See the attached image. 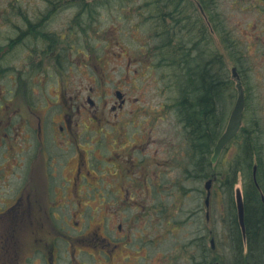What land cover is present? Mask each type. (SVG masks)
I'll use <instances>...</instances> for the list:
<instances>
[{"label": "rangeland", "instance_id": "obj_1", "mask_svg": "<svg viewBox=\"0 0 264 264\" xmlns=\"http://www.w3.org/2000/svg\"><path fill=\"white\" fill-rule=\"evenodd\" d=\"M144 2V0L132 1L133 14H126L121 10L124 4L120 0H111L110 3L106 4L101 3L98 17L100 26L99 50L97 49L91 53L85 52L87 55H79L84 60L93 56L92 59L90 57L93 63H74L73 66L70 63L71 66L68 71L70 82L65 84L68 91L66 97L63 100H58L56 97L58 93L52 94L48 90L46 96H43L38 91L36 100L41 107L36 108L35 113L40 115L41 108L44 107L45 110L50 102L54 106L47 112L48 115L44 117V120L48 119L47 122L52 123L54 119L57 122L60 119L57 113L61 111V104H63L68 108V117L72 119L73 124L87 125L89 129H97V121H93V112L82 108L84 102L87 104L86 98L90 95L91 89L94 88V93H91L92 99L100 106L97 117L99 120L102 119L101 123L105 126L106 136H96L94 132H91L81 138L80 144L82 146L89 145L94 149L89 153V156L101 155L104 159L110 158L116 150H122L124 142L110 135L111 125L116 120L111 108L113 99L99 96V94L103 91L114 92L117 87H120L127 94L128 106L124 111L131 109V111L136 112V116L132 118L129 115H124L122 123H147L153 133V139L156 140V144H153V142L150 144V141L145 142L147 148L142 150L143 142L133 141L129 135L133 145L132 156L136 160L143 159L146 165L151 164L148 167L150 171H154L157 157L159 161L164 159L167 163L166 170H164L166 171L164 177L165 192L163 195L151 193L145 195L141 191V195H137L136 192L139 190L132 185L131 192L136 195L130 200L132 207L125 210L113 206L117 202L116 195L109 194L107 196L109 205L103 206L98 203L101 202L98 194L95 195L96 197L94 196L95 203L93 204L91 201L94 198L89 197L87 194L91 193L86 192V201L83 203L86 209H77L76 205L79 199L77 193L75 194L69 187L68 194H62L60 186L64 184V181L57 179L53 183L54 189L50 190L51 195L48 196V203L56 206L55 214L58 219L62 218V220L57 221L46 208L35 212L36 217L33 219H26L24 223H20L17 231L20 252L21 250L24 252L35 251L40 246L38 240L45 231H48V241L51 245L53 236L62 235V264H70L71 260L73 262L79 260L81 264H115L108 257L110 256L109 247L104 246L109 240L108 238L119 235V224L123 225L125 232L126 229L132 227L131 236L127 240L126 246L127 254L133 253L130 256L129 264H139L140 262V264H170L172 258L174 264H190L187 258L191 256V253L188 255L185 248L190 246L199 234L204 233L216 237L217 251L220 250L222 253L228 248V230L225 221L228 215L225 212L226 196L223 190H220L221 192L218 190L216 182L211 197V207L207 209L205 206L206 181H186L184 178L185 173L180 165L186 156V144L182 135V127L177 123L174 113H169L163 107L165 102L175 99V94L169 93L165 87L166 77L169 75L166 70L167 66L164 67L163 63H160L162 60L155 55L156 52L150 53V49L156 48L158 42L151 40L152 31L144 30L140 26V7L144 5ZM220 10L227 20L231 34L242 43L241 51L244 52L240 62H232L229 59L228 51H223L230 76L233 77V69L237 68L246 92L247 107L244 116V128L255 125L256 120H259L258 122H261V126L264 128V14L237 9L228 0L221 1ZM208 32L210 33L209 27ZM213 37L219 44L217 35L214 34ZM217 43V49L221 51L222 48ZM220 53L222 54V52ZM175 57L179 60L177 54ZM70 59H77L76 53H71ZM129 60L134 63L130 74V69L125 70L124 68L125 63H129ZM153 63H160V67L154 68L151 72H146L145 67H152ZM235 63L240 64L236 66ZM136 70L139 71L138 74L135 73ZM144 74L145 77H143ZM96 75L101 76L103 84L100 87L94 80ZM110 77L112 82L104 84L105 80L109 81ZM122 77L127 80V83H120ZM52 83H55V81ZM236 86L237 82L234 80L232 86L234 99L232 102L228 101L226 103L228 112L230 111L227 122L238 96ZM51 91L55 92L56 90L52 88ZM77 95L78 99L76 98ZM54 101H57L58 104H55ZM105 103L108 105L105 106ZM79 107L82 109L79 110ZM87 109H91V107L89 106ZM43 113L44 111H42ZM8 119L14 122L16 127L23 125L24 121L18 115L0 117V203L6 201L8 184L18 183L15 175H10L12 162L16 161L12 157L17 158L16 155L27 156L31 144V142H27L22 138L17 139V129L15 131H5V123ZM3 121L5 122L3 123ZM6 134H8L7 137L4 136ZM89 140H93L94 143H89ZM97 140L102 143H96ZM35 144L34 142L33 145ZM70 144L69 142V152L74 155L75 150ZM235 146L236 143L233 140L221 155L218 164H220V167L223 166V169L233 159L231 153ZM4 156L10 159L5 160ZM83 156L86 157V154L84 153ZM154 156L155 159L153 160ZM170 161H174V163H170ZM94 162L97 163L96 159H94ZM73 166L75 167L76 164ZM100 166L103 167V164ZM3 168H6L5 171L1 170ZM109 172L110 166L104 169L102 176H109ZM64 176L70 181L73 179V172L69 169ZM136 177L134 174L129 181L132 183ZM105 182L107 184L108 180L106 179ZM182 183L190 188L191 192L186 194L182 202L179 203ZM238 188L243 192L242 182H239ZM45 197L47 196H40V199H44L42 201L46 202ZM25 200V204H28V197H25ZM140 201L144 202V207L138 205ZM157 203L164 205L162 211L157 210ZM171 204L176 205L178 210H175ZM60 205H63V207L61 208ZM220 207L223 209L222 212ZM115 208H117L116 211ZM192 212L196 214V217L200 216L203 219L200 222L194 220L195 222L182 224V220H186L187 215ZM208 212L210 220H206ZM173 220L177 222L174 227ZM12 223L8 221L5 227H9ZM66 237L69 243L64 241L67 240ZM97 247H99V250L104 248L108 256L102 252L98 253L95 249ZM88 252L94 253L95 259L90 257L87 254ZM138 256H145V259L138 261L135 259Z\"/></svg>", "mask_w": 264, "mask_h": 264}, {"label": "flooded vegetation", "instance_id": "obj_2", "mask_svg": "<svg viewBox=\"0 0 264 264\" xmlns=\"http://www.w3.org/2000/svg\"><path fill=\"white\" fill-rule=\"evenodd\" d=\"M110 2L111 0L103 2L101 0H0V117L21 116L24 120L23 125L16 127L14 122L8 119L5 123V131L17 129V139L22 138L32 144L29 145L27 156L12 157L16 161L12 162L10 175H15L18 183L8 184L6 201L0 203V264H62V235L53 236L51 245L48 241L49 232L45 231L38 240L40 246L32 252L22 250L20 252L17 237L19 224L24 223L26 219L31 220L36 217L34 213L37 211L47 208L52 217L54 215L57 221L62 220L55 214L56 206L48 203L50 190L54 189L53 183L57 179L64 181V184L60 186L62 194H68L69 187L71 191L77 193L79 197L77 209H86L83 205L86 201V192L91 193L87 195L92 198L98 194L101 201L98 203L103 206L108 204L109 194L116 195L117 202L113 206L124 210L132 207L130 200L136 195L131 192L132 185L139 190L136 192L137 195H141V191L145 195L150 193L163 195L165 192L166 171L164 170L167 163L164 159L159 161L157 157L154 171H150L148 167L151 164L146 165L143 159L136 160L132 156L133 145L129 135L133 141L143 142L142 150L147 148L145 142L150 141V144L152 142L156 144V140L153 139V133L147 123H122L124 115L132 118L136 116V112L131 109L124 111L128 106L127 94L120 87H117L114 92L103 91L99 94V96L113 99L111 108L116 120L111 125L110 135L124 142L122 150H116L110 158L104 159L101 155L89 156L94 149L89 145L80 144L81 138L91 132H94L96 136H106L105 126L101 123L102 119L99 120L97 117L100 106L92 99L94 88L86 98L88 106L84 102L82 108L93 112V121H97V129H89L87 125L73 124L72 119L68 117V108L63 104H61V111L57 113L60 118L57 122L54 119L52 123H48V119L44 120V117L48 115L47 112L54 106L50 102L45 110L44 107L41 108L44 111L43 114L42 111L40 115L35 113L36 108L41 107L36 100L38 91L43 96H46L48 90L52 94L58 93L56 96L58 100L66 97L68 91L65 84L70 82L68 79L70 63L72 66L74 63H93L91 59L84 60L79 55L83 56L86 55L85 52L99 50L100 6L101 3ZM131 9V1L121 8L126 14H131ZM208 27L211 34V25L208 24ZM71 53H76L77 59H70ZM131 62L129 60V63L124 65L125 70L130 69L129 74L134 64ZM145 68L146 72L154 70V66ZM138 72V70L135 71L136 74ZM94 80L99 87L102 86L101 76L96 75ZM54 81L55 83H52ZM110 82H112L111 77L109 81L105 80L104 84ZM124 82L127 83V80L122 77L120 83ZM52 88L56 91L52 92ZM76 98L78 99V95ZM54 102L58 104L57 101ZM107 105L105 103V106ZM89 106L91 109H87ZM4 136L7 137L8 134ZM34 142L35 145H33ZM69 142L75 150L74 155L69 152ZM89 143L94 142L89 140ZM96 143L102 142L97 140ZM84 153L86 157L83 156ZM173 156L175 157L174 153ZM4 158L10 159L5 156ZM171 162L174 163V161ZM74 164H76L75 167ZM102 164L103 167L100 166ZM108 166H110L109 176H102L104 169ZM5 169L1 170L5 171ZM69 169L73 172V179L70 181L64 176ZM134 174L137 177L131 183L129 179ZM12 195L14 197L10 198ZM40 196H47L46 202H43L44 199L41 200ZM25 197H28V204H25ZM91 202L94 204L95 198ZM138 205L144 207L145 204L140 201ZM60 207L62 208L63 205ZM156 208L162 211L164 205L157 203ZM8 221L13 223L6 228L5 224ZM176 224L177 222L173 220V227ZM131 228L126 229L125 232L123 225L119 224V235L108 238L104 247H109L110 256L104 248L95 249L98 253L107 255L112 263L129 264L133 253L127 254L126 246L131 236ZM66 239L64 241L69 243L67 237ZM87 254L95 259L94 253ZM135 259L140 261L145 259V256H138ZM187 259L190 262V257ZM70 264H81V262L71 260ZM170 264H174L173 258Z\"/></svg>", "mask_w": 264, "mask_h": 264}, {"label": "trees", "instance_id": "obj_3", "mask_svg": "<svg viewBox=\"0 0 264 264\" xmlns=\"http://www.w3.org/2000/svg\"><path fill=\"white\" fill-rule=\"evenodd\" d=\"M133 1L137 2L138 0ZM144 1V5L140 7V26L144 30H148L149 32L152 31V41L158 42L160 40V44H157L156 48L150 49V53L156 52L155 55L159 56L162 60L159 62L163 63L164 67L167 66L166 70L169 75L166 77L165 87L169 93L175 94V99L165 102L163 107L166 108L169 113H174L177 123L182 127V135L185 142L187 141L186 138L190 136V134H188V126L190 125L194 129L195 136L198 137L197 141L199 143H205L208 148L207 145L214 140L215 144L211 150L213 154L214 147L218 142V140L216 141L217 133L224 122L221 118V116L224 115L226 105L224 93L225 90L232 88L234 84L223 51H228L229 59L232 62H240V58H242V54L244 53L241 51L242 43L233 37L229 31L230 28L226 22L227 20L220 10L222 0H199L206 13L212 17L213 31L219 38V44L214 37L212 38L214 34H209L205 19L194 1L157 0L165 6L164 8L158 7L159 9L154 8L155 0ZM228 1L237 9L256 11L260 14H264V0ZM146 10L148 11L147 16L144 15ZM131 11V14H133V3ZM199 29L204 31L209 37V46L194 41L195 32ZM216 43L222 48L220 49L221 51L217 49ZM200 51L202 53L206 51L211 53L213 63H195L199 60L196 56ZM220 52H222V54ZM176 54L179 56V60L176 59ZM160 63H153L154 68L160 67ZM238 64L240 63H235L236 66ZM239 68L241 69L240 66ZM192 102H195V104L192 105ZM183 104L185 106H183ZM187 104L189 105L188 107ZM195 111L204 114L199 115L194 113ZM258 121L259 120H256L255 125L262 127L261 122ZM251 126L243 128V130H249ZM251 139L250 137L249 139L243 140L246 148L245 155H253L254 149L258 146V143L262 146V150L264 151V143H260V141L257 140L258 143L254 145ZM263 151L259 153V158H262ZM188 155L189 150L187 147L186 156L183 158L182 163H184ZM196 164V169L191 171L193 180L196 182H204L203 180H205L206 177H201V174L203 172L205 174L206 170L202 171L204 167L198 163ZM256 165L258 167V172L255 180L254 167ZM209 167L212 169L213 167L219 168L220 164L215 165L210 157ZM227 169L229 178L226 180H220L218 178L216 182L218 186H222L223 188V193L226 196L225 204L232 206V210L227 214L228 216L225 219L229 235V253L235 252L239 256L242 254L244 240L238 225L236 198L237 185L242 181L244 205L247 208L246 222L247 235L249 236L248 245L250 254L254 256L252 259L251 257L243 259L244 261H241L239 264H264V203L262 202L259 192L261 188L264 190V182L261 179L262 174H264V162L255 164L249 157L243 161L232 159L229 161ZM240 169L242 171L241 176L238 175ZM183 170L186 176L185 180L191 181L188 179L190 174L189 169L185 166ZM196 175L199 177H194ZM183 189L185 193L182 192L181 195H179V203L182 202L186 194L191 192L190 188L182 183L181 190ZM203 192L205 193V191ZM171 205L174 206L176 210L177 206L174 204ZM204 249L206 248L202 250ZM199 259H202V257ZM195 260L191 261L190 264L202 263L203 260L207 261L208 258H203L200 260L201 262L197 261L194 263ZM211 260L214 261V259Z\"/></svg>", "mask_w": 264, "mask_h": 264}, {"label": "bare ground", "instance_id": "obj_4", "mask_svg": "<svg viewBox=\"0 0 264 264\" xmlns=\"http://www.w3.org/2000/svg\"><path fill=\"white\" fill-rule=\"evenodd\" d=\"M124 5H126L129 1H133V0H120ZM164 8L165 6L163 5V3H159V1L155 0L154 1V8ZM148 15V11L146 10L145 12V16ZM206 26L208 27V24L211 25V28H213V23H212V17L207 14V19L205 21ZM194 41L195 42H201L203 45L205 46H209L210 41H209V37L207 36V34L204 31H201L200 29L197 30V32H195V37H194ZM160 44V40L158 41V45ZM179 49V48H178ZM197 59H199L198 61H196L195 63H213L212 58H211V53L209 52H204L202 53L201 51L198 53V55L196 56ZM224 99H225V103L232 102L234 99L233 96V91L232 88H229L227 90H225L224 93ZM236 102V101H235ZM192 105L195 104V102L191 103ZM183 106H185L183 104ZM189 105L187 104V107ZM186 107V108H187ZM230 112V111H229ZM228 109H227V105H225V110H224V115L221 116L222 120H224L223 125L219 128V131L217 133L216 136V141L219 140L227 131L228 128V124L229 121L227 122V116L229 114ZM194 113L199 114V115H203L204 113H199L197 111H195ZM189 127V132L188 134H190V136H188L186 138V149L188 147L189 150V155L187 156V158L184 160V163H180L182 169L185 168V166L189 169L190 174L188 176V179L191 181L193 180V176L191 175V171H193L194 169H196V163L202 165L204 167V169L202 171H205L201 174V177L205 178V180L208 182L209 180H211L212 178H215L216 181L219 178L220 180H226L229 178L228 175V164L226 165L225 169H223V166L216 168L213 167L210 168L209 167V159L210 157H212L211 155H213L211 152L214 143V140L211 141V143L208 146V148L206 147V144L202 142H198V137L195 136L194 133V129L192 128V126H188ZM252 138L251 140H253V144H257V140L260 141V143H264V128L263 127H258L256 125L251 126V129L247 130H242V132H239L236 137H235V143L236 146L233 148V152L231 153L232 158L235 159L236 161H243L246 158L249 157V159H251L255 164H260L262 162H264V151L262 150V146L259 145L255 147L254 149V153L253 155H245V142L243 140L245 139H249ZM199 143V144H198ZM216 146V145H215ZM215 148V147H214ZM262 152V158H259V153ZM186 153V150H185ZM258 156V157H257ZM195 172V171H194ZM193 172V173H194ZM238 175L241 176L242 175V171L241 169L238 171ZM186 177V176H185ZM184 177V178H185ZM194 177H199L198 175L194 176ZM257 178V176H256ZM262 181L264 182V174H262L261 176ZM259 186V184H258ZM260 188V186H259ZM222 186H218V190H222ZM183 193H185V190H182ZM259 192L261 194V199L262 202L264 203V190L261 188L259 189ZM224 208V207H223ZM232 210V206L230 205H226V209L225 212L227 214L230 213V211ZM245 215L247 212V208L245 207ZM220 211L222 212L223 209L220 207ZM207 216V215H206ZM200 216L196 217V214L193 212L189 213L187 215V219L186 220H182V224H187L190 223L194 220H198V222H200L203 217ZM195 222V221H194ZM238 225H239V230L241 232V235L243 237V248H242V254L241 256L237 255L235 252H230L229 253V241H228V248L225 252H220L217 251V253L212 252V250L208 247L209 244V240H207V234H199V236L196 238V240L190 244V246L185 248V252L189 255V253H191L190 256V262L195 260V262H201L200 260H202L203 258H208L207 261H204L202 263H196V264H239L241 261H244L243 259H246L248 257H251V259L253 258L254 255L250 254L249 251V245H248V240H249V236L247 235V222H246V218H245V224L244 226L241 224L240 220L238 219ZM229 237V235H228ZM247 240V241H246ZM203 248H206L204 250H202ZM202 259H199L201 258ZM211 259H214V261H212Z\"/></svg>", "mask_w": 264, "mask_h": 264}, {"label": "water", "instance_id": "obj_5", "mask_svg": "<svg viewBox=\"0 0 264 264\" xmlns=\"http://www.w3.org/2000/svg\"><path fill=\"white\" fill-rule=\"evenodd\" d=\"M234 76L238 79V98L235 103L234 109L232 111L228 128L226 133L219 139L216 147H215V154L213 157V161L215 162L220 154L222 153L223 149L228 145V143L238 134L240 131L242 124H243V114L246 107V95L244 91L243 84L241 79L237 73L236 68L233 69ZM256 173V169H255ZM213 180H209L206 184V189L208 191V199L207 204H210V196H211V189H212ZM238 199V211H239V220L241 224L244 226L245 224V207L243 203L242 193L239 190L237 193Z\"/></svg>", "mask_w": 264, "mask_h": 264}]
</instances>
